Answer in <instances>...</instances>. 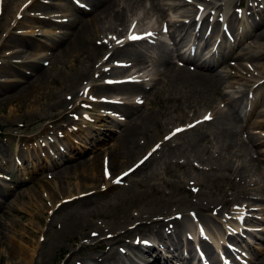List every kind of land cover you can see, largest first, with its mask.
Listing matches in <instances>:
<instances>
[{
  "label": "bare ground",
  "instance_id": "obj_1",
  "mask_svg": "<svg viewBox=\"0 0 264 264\" xmlns=\"http://www.w3.org/2000/svg\"><path fill=\"white\" fill-rule=\"evenodd\" d=\"M43 1L44 0H0V11H2L0 25L1 28H4V33L7 34V38L3 41V44L0 48L4 57L12 56L11 58L21 59V57H19L21 55H17L19 51L17 47H7L8 39L10 40L13 30L22 31V34L20 35L24 36L28 34H34L35 30L38 28V30L42 32L43 36L50 35L48 34V29L41 24V21L25 15L29 9L38 6V3ZM55 1L62 3V0ZM254 1L259 3L260 7L254 8L252 11V21L247 25L246 22L248 19L239 20L236 16H232V14H230L231 8L229 6L226 11L227 15L229 16V24H227V28L228 30H231L230 33L233 36V42L242 41L245 37L252 36V43L259 46V50L246 52L244 49H241L239 54H235L234 46L231 44V42H229L226 37H222L217 48L215 51H213L211 58L208 61L205 60L201 62L197 66L198 69L194 70L193 72H189L184 68L175 67L174 63L171 61L169 53L160 48L159 50L161 51V54L156 60V66L161 67L162 70L161 72L158 70L155 71L153 73V77L154 75L161 77L163 76V80H165L162 81L163 84L170 82L177 87L179 86L182 89H185L184 93H198L202 89H210L215 93H218L219 88L223 85L225 79H234L232 84L235 85L237 81L244 80V76H248V79H253L254 83H256L254 93L258 94L259 92V97L255 98L253 95V98H251L248 96L247 101H245L243 98L246 97L247 94H245V96L243 95L240 97V100H233L232 102L242 105V103L245 101L244 108H248V111L244 114V117L249 120V118L255 114L256 105L259 103L264 105V91L261 92V87L264 86V0ZM241 2L242 0H239L238 4H241ZM83 3H85L84 7L87 8L83 10H86V13L87 15L89 14L90 18L86 19L81 16H75L73 19H71V22L69 25H67V28L64 27L65 31L59 35L51 34V38L53 39L49 46L51 53L46 56H42V58H45L42 61L47 60L52 63L51 65L53 67L60 66L62 68L67 67L69 63H72V65L75 66L79 59L81 57L83 58V65L79 69H75L69 74H65V86L61 88V92L67 91V93H65L64 97H60V94H57L54 98L55 101L49 107L50 111H54L60 107L64 108L63 111H60L56 115L59 120L68 121L72 118L73 112L77 109V107H74L73 101L76 97H78L79 90L77 89V85L79 80L88 75L96 59L101 55L104 49L103 44H97L96 46L94 43L96 40L95 38L99 39L100 33L102 31H108L110 28L106 26V23L102 22L107 20L109 22L112 21L114 26L125 25L127 23L126 17L133 11V7L136 8L138 5H140L141 0H129L125 3H119L117 0H83ZM187 5L188 4L183 2L178 3V5L175 6H168L167 11L170 13H174L175 11L178 12L182 7ZM158 7L160 12L164 10L162 9V6L158 5ZM176 14L172 17H177ZM185 14L186 15L184 16H178L181 17L182 20H178L176 18L171 19L169 21L168 28L171 30L170 34L173 36L174 42L178 41V43H185L183 47L189 46L187 50V57H185V53L183 55H178L180 60L183 61L185 59L186 63L191 64H194L195 60L196 64V58L190 56V51L194 46V42L204 41V44H208V42L213 38V33L218 31V23L214 22L211 25L208 24L210 13H208L202 20H200L199 17L200 21L195 19V16L198 15L197 11L195 10L185 12ZM8 15L9 19H7ZM21 15L22 17L18 19V17ZM72 16L74 15H71V17ZM148 16V12H143V18L139 19V21L148 19ZM185 19L189 20L186 22ZM6 21L8 22V28L5 29ZM99 24H101L100 29L98 28ZM197 25L198 27L196 33L194 34L195 27ZM132 34L143 35L144 37L149 36L148 33L144 31H132L130 34L126 35L128 37ZM153 34H157V30H154ZM94 36L96 37L94 38ZM214 37L218 38L217 35ZM21 39L22 41L28 39L29 42L24 44L25 47H28L32 41L31 36ZM130 42L133 41H125V44L118 48L113 47L114 52L111 56L121 57L122 55H126L128 50L127 47L129 46L128 44H130ZM141 44L145 43L142 42ZM200 54L198 55L200 56ZM110 57H108V59L105 61L106 63L109 62ZM40 58L41 57L38 59H32L30 61H27L28 59L22 60L21 64L24 68H26V70L30 71V74L34 76V79L31 80V83L22 85L15 93H8L10 85L13 84L10 83L11 80L8 78H16V74H14L10 69L0 71V75L2 74L5 76V78H7V80L2 83L3 86L7 87L0 90V95H2L0 104L7 105L18 100L26 102L29 100L32 94L38 93L41 87L49 81L50 73L47 70L42 69L39 61ZM138 58L140 60L144 59L145 52L140 51L138 53ZM229 58L243 59L249 62L257 61V63L252 65L254 67V71L251 70L247 65H244L246 66L245 69H243L245 72H242L240 69L231 64L229 66L225 65L222 67V65H224ZM230 66L232 67L231 70L234 69L237 72L233 73L230 71ZM134 67L135 66L130 63L129 66H125L126 69L124 71L130 72L132 69H134ZM67 69L70 70L71 66H69ZM142 70L143 69H140L137 72ZM20 74L24 76L22 71H20ZM107 74L108 73L103 71L98 75L97 79L105 77ZM147 77L148 76L144 77V79ZM153 77L151 79L149 78V81L145 83L138 84V86L135 85V87L132 89L133 95L135 97L140 95L145 97L147 91L145 89L146 87H144V84L148 86L149 89L154 90L159 83L154 82L152 85H150V83L154 81ZM19 81L20 79L13 82L18 83ZM231 88H233V86H231ZM82 89H84V87ZM110 89H112L111 86H104L101 89L102 94H108ZM66 95H68L69 98H67ZM107 106H109L110 110L113 112L119 113L120 119L111 116H107V118L111 119L112 123L117 127L123 126L122 129L117 132V136L114 140L115 144H113L114 149L111 151L104 150L105 152L107 151V155L105 156H108L107 166L111 167V176H115V174H120L118 173L119 171L117 172L118 174L115 172L116 169L127 163L125 161L122 162V159H133L136 153L138 151L140 152L143 148L137 144V139L139 136L144 137L145 127L147 123L151 121V115L147 114L145 111L138 113V107L134 103L123 106L119 102H108ZM92 110L96 111V107H94ZM122 116L128 120L125 125H122ZM220 116H225V114L215 110V112L212 114V121L207 123H213L210 125L213 128V131L207 136L205 134L198 135V137L203 138L204 140L207 138H216L224 146L223 148H220L216 151L218 153L217 156L211 155L208 160H204L197 151H194V161H190L187 154L180 150L181 146L179 144L172 143L176 140V138L178 140L182 138L183 133L200 129V126L203 122H197L198 118H193L194 122H197L193 127L187 128L183 131H178L176 134H170L168 131L164 133L162 137L159 138V140L144 146V153L148 151L151 152L150 158L152 159L155 158V153L158 151L160 152V150H166L167 153H178V158L183 159L182 162L178 161V168H187L184 176L186 177L187 173L191 171L194 172L195 176L197 175L203 179L202 182H198L195 185L198 190H194L189 186H181L179 190L188 193L187 200L184 198H174L165 195H162L161 197L150 198L148 201H143L141 205L135 206L137 208L136 213L133 215H128L126 220L118 222L115 226L111 227L93 223L91 219L87 218V214H89L91 217L94 215L88 208V199L85 198L91 197L93 195L96 197L100 195L105 196L108 194V192L115 188V185L112 184L113 181H109L108 176H106V167L102 168V161L100 162V167L97 165L100 155L96 154L89 160H80L78 157L81 155V151H76V147L64 148V146L61 145L62 143L58 142L55 145L56 149L54 151L50 142L46 143L44 139L41 141L43 142L42 146L39 145L40 143H38V141L37 143H33L24 149L19 148L18 145H15L16 152H14V160L16 162L17 159V167L22 165V163H26L28 159H31L29 158L31 156H36L35 159H40L41 154L37 155V150L40 153L39 148L41 147L43 150L48 151L46 156L47 159L34 166L32 171L50 169L61 165V167L49 174V176L46 175L45 179H54L55 183H57V186L56 188H51V191L47 192V198L42 199V204L44 207L37 208V211L40 215V217L36 220L37 224L41 227L45 225L47 226V230L43 233L44 239L39 242L40 247L38 250V257L42 254V250L50 244V241L54 240L58 243L60 239H63L68 241L70 248H73L74 246L78 247L77 251L68 254L65 252L62 253L59 245L52 247L50 251L52 256L51 258L57 259L63 264H85V261L83 260L85 257V259L92 261L91 264H188L191 258L195 257L197 253V248L191 241V238L195 239V227H197L196 232L199 231L200 234L205 235L198 237V244L196 245H199V250L201 252L209 256L212 255L213 249L209 242L205 239L207 238L206 235L209 236L208 239H210L218 249H220L221 241L230 242L238 240L240 238V235L238 234V223L243 210H241L240 214L238 215V219L231 220L233 223L232 229L237 230L236 232L233 230L230 231L228 229H224L219 233H212L207 229L210 224V219L202 215L206 212L216 213L219 215L224 206H230V200L227 199V197L220 208L218 207L219 202H217L216 199L205 195L201 191L202 183H206L210 177L208 176L209 172L216 173L218 171L229 170L227 167L226 158L224 155H222V152L228 151L234 146L230 142V138L232 135H235V132H233L231 126H229L226 121L219 119ZM45 119V117H42L41 121ZM28 127L29 125L26 126V128ZM246 128H249L250 130L264 129V109L257 114V119L254 120L252 124H248ZM65 134L68 135V133ZM258 136H262V133L249 132L248 135L249 143L257 148L264 145V139H260ZM198 137H195L193 140H191L189 146H196L197 142L199 141ZM97 139L99 140L101 138L97 136V138L91 137L88 139V144L85 143V145L88 146V150L92 151L95 148L94 142ZM155 147H157V149H155ZM244 148L245 146H243V149ZM63 149L64 151L66 150V152H64ZM1 151L2 146H0V153ZM52 153L54 154V157L50 156ZM258 153L259 156L252 160L255 163H262L264 161V150ZM64 154L70 155V157H65ZM20 155L22 156V163L19 161ZM11 160V156L8 158L0 156V167H2V169L8 173L10 172V169L13 170L16 168L11 163ZM67 161H71V163L65 164ZM5 165L7 168H4ZM99 168L101 175L98 174ZM16 170H18V168ZM85 173H88V175H85ZM11 174L12 172L10 175ZM74 176H78V181H76L77 188L80 186L89 187L88 185H92V191L87 193L78 192V196L71 191L72 193L68 192L67 196H65L61 184L63 182L69 181ZM195 181H198V179H195ZM21 182H23V180L18 177L12 183L13 186L0 185V217L7 215L6 211L21 216L20 220H18L17 223L12 226V228L7 225V227H4L3 224L0 225V244L2 243V239H4L6 232L9 231L8 229H13L19 235V246L14 243H10L8 255L12 258H18L19 261L15 262L14 264H33V262H36L37 259L35 248L36 242L32 241L30 237L21 232L22 227L29 228V226L24 224L23 221L27 217H31L33 214L31 212L17 209V203H15L17 201L29 199V196L25 193V191L21 192L16 189V185ZM98 182H100V184H98ZM251 190L252 189L249 187H244V189L241 191V195H239L237 198H251L257 202L264 201L262 197H251L249 195ZM153 192L161 193V191L158 189H153ZM259 192L262 195L264 194V183L259 189ZM10 195L13 197L12 200L7 199V197ZM191 198H194L195 200H192ZM29 205L34 207V205H37V203H29ZM261 211L264 213V209H261ZM48 217L49 220H47ZM99 218L103 217L101 216ZM191 218L196 221L195 227L190 225L189 227H185L184 220ZM260 221L264 222V218H262ZM262 231L264 232V229H262ZM39 233V231L34 232L35 235ZM137 235L138 238H146L147 244L143 246L137 245L136 247L132 245L130 243V239L132 236L137 237ZM259 239L264 242V239ZM27 242L31 243L30 251L28 250L27 246L22 247V245L26 244ZM120 246H125V248L129 250L134 249L136 251L134 257L129 256L127 253H120ZM247 247L250 249L251 245L247 244ZM63 254H66L67 256L65 261L62 259ZM5 261L6 258L0 254V264H4ZM255 264H264V248L261 258L255 261Z\"/></svg>",
  "mask_w": 264,
  "mask_h": 264
},
{
  "label": "rangeland",
  "instance_id": "obj_2",
  "mask_svg": "<svg viewBox=\"0 0 264 264\" xmlns=\"http://www.w3.org/2000/svg\"><path fill=\"white\" fill-rule=\"evenodd\" d=\"M48 1V0H46ZM129 0H117L119 3H125ZM184 0H141L140 5L136 8H132V12L128 14L126 17L127 23L122 26L113 25V22H109L107 20L102 23H106L107 27H110L108 31H102L100 33L99 39L94 41L95 45L103 44L104 49L101 55L96 59L91 71H89L88 75L81 78L77 85L78 97L80 96L82 88L87 83V87L90 88L91 94L88 98L83 101L80 107L73 112V118L68 121L59 120L56 116L57 113L63 111L64 108L60 107L55 109L54 111H50L49 107L55 101V97L57 94H60V97H64L67 91H62L61 88L65 86L64 79L65 74H69L71 71L75 69H79L83 64V58L81 57L75 66L72 63H69L67 67H53L51 62L42 58V56H46L51 53L49 46L51 41V34L59 35L67 25L71 22L75 16H81L83 18L89 19V14L87 15L86 10L82 8L75 7L73 10V5L71 3L72 0H66L62 3L54 2V0H50L46 3L40 2L38 7L32 8L28 11V15L34 19H38L41 21V24L48 29V36H43L42 32L35 30L34 34L20 36V30H13L10 40L8 39L7 47H15L17 46L22 51L17 55H21V59H15L11 57L1 58L0 62L4 61L3 65H0V71H4L5 69H10L14 74H16V78H8L11 80L10 89L8 93H15L22 85L31 83L34 76L30 74L29 70L23 67L21 61L23 59H28L30 61L32 59L40 58V66L42 69L47 70L50 73V78L47 83H45L38 93L32 94L28 101H13L11 104H0V146H2V151L0 156L8 158L12 157L11 163L16 167L13 170L10 169V172L7 173L0 167V185L1 186H13L12 183L19 177L23 180V182L16 185V189L18 191H25V193L29 196V199L17 201V209L31 212L33 215L31 217H27L23 223L27 224L29 228L22 227L21 232L25 233L30 239L36 242V254L37 259L33 264H63L60 263L57 259H52L51 257V249L55 245H59L62 253L66 254L72 253L78 250L77 246L70 248L68 241L60 239V241H50V244L46 246L42 250V254L38 257V250L40 247L39 242L44 239L43 233L47 230V226H39L36 220L40 217L37 208L44 207L42 204V199L47 198V192L51 191L50 189L57 186L54 179H45L46 175L56 171L60 166H56L54 168L32 171V168L36 166L38 163H41L47 159V150L40 149V153L37 150V155L41 154L40 159H35L36 156H31L26 163H22V156L20 155L19 161L22 163L20 167L16 166V162L14 160V152H16L15 145H18L19 148H26L30 146L32 143H35L36 140L41 141L46 135L52 134V137L56 139L60 138L61 145L64 148H75L76 151H81V155H79V159L89 160L96 154L100 155L98 158L97 165L100 167V162L104 158H108L107 151H111L114 149L115 138L117 136V132L122 129L123 126H116L112 123L111 119L107 118V116H115L120 119L119 113H114L110 110L109 106H106L104 101H117L124 103L123 106L127 104L134 103L138 108V113L141 111H145L147 114L151 115V121L147 123L145 127L144 137L139 136L137 139V144L141 148V151L137 152L133 159L124 158L122 162H127L125 165L116 169V173H120L125 171L128 167H130L133 163H135L138 159L146 154H142L145 151V145L150 144L151 142H155L159 140L160 137L166 132H174L179 126H184L187 123L193 121V118H200L206 111L218 110L225 114V116H220L219 119L222 121H226V123L231 126L235 135H232L230 138V142L234 145L232 149L228 151H223L222 155L225 156L228 171H218L216 173L209 172V179L206 183H202L201 191L219 202V206H222L225 198L230 200L229 205L233 208V211H228L222 216L224 211L218 216H214V213L206 212L203 213L205 217L210 219L209 228L219 230V232L226 227L223 225L224 220H228L231 217L232 213L237 209L245 208V213L243 217L245 218V225L243 226L244 231L242 232V237H240L237 241L243 243L244 245H251V248L245 252V256L243 260L240 262L242 264H255L259 258H261L262 251L264 248V242L259 238L264 239V222L260 220L264 218V213L261 209H264V201L257 202L251 198H242L238 199L237 197L241 195V191L246 188L252 189L249 193L251 197L259 198L262 197L264 199V194L262 195L259 192V189L264 183V161L262 163L253 162L256 157L259 156L258 152L264 150V145L260 147H255L249 143V132H259L262 133L260 139H264V129L260 130H250L246 128L248 124H252L254 120L257 119V114L264 109V105L261 103L257 104L255 107V114L252 115L249 120L244 117V114L247 113L248 108H244V103L247 101L248 96L251 98L253 95L255 98L259 97L258 94H255L256 83H254L253 79H248V76H244V80H239L235 85L232 84L234 79H225L223 85L219 88L218 93H215L210 89H202L198 93H184L185 89L181 87H177L170 82L162 83L163 76L154 75V81L150 83L152 85L154 82H158L159 84L156 86L154 90L149 89L148 86L144 84L146 87L147 94L145 97L133 95L132 89L135 87L132 84L112 87L109 90L108 94H102L101 89L104 87L105 80L107 78L97 79V76L101 71H108L116 65L119 61H131L135 65L136 70L143 69V75H152L155 71L162 70L161 67L156 66V60L158 56L161 54L159 50L162 48L164 51H172V58L174 60V65L179 66L177 63L182 64L183 68L192 70L194 67L191 64H187L181 62L179 58H177V54H179L180 49L182 48V44L178 43V45L173 44V40L171 35L168 36L167 41L169 45L161 44L159 42H155V40L150 39L147 44H131L127 47L126 55H122L121 57L111 56L109 62L104 63L105 60L112 55L113 46L120 44V40L117 37H124L126 27L129 25V21L133 18L142 19L143 12H148V19H143L139 21L140 26H138L141 30L146 28L147 23L150 18H152L153 24H158L160 28V32L164 34V30L168 26L170 16V12L167 11L168 6L178 5V3H182ZM201 1H194V5H188L182 7L179 12H188L192 10H196V4ZM212 5L216 4V0H211ZM238 0H232L231 3V11L237 6ZM230 2V0H228ZM227 1L223 2L222 5H227ZM61 4L58 7H55V4ZM118 3V4H119ZM253 4V0L250 2ZM53 5V6H51ZM158 5L162 6L164 9L160 12ZM120 6V4H119ZM211 8V7H210ZM209 10L211 11V9ZM84 12V13H83ZM191 14V13H190ZM71 15H74L71 17ZM93 15V14H92ZM180 16L178 13L176 14ZM2 16V15H1ZM71 17V18H70ZM181 19V17H179ZM9 19V15L8 18ZM68 19L67 23H64ZM249 23L252 21V17L249 18ZM188 20V19H187ZM107 21V22H106ZM1 23V22H0ZM8 22L6 21L7 27ZM111 24V25H109ZM101 24H99L98 28L100 29ZM239 26V25H237ZM65 27V28H64ZM162 28H164L162 32ZM260 30V29H259ZM258 30V31H259ZM4 28H1L0 25V44L3 43V40L6 38V34H4ZM101 31V30H100ZM115 32V33H113ZM170 32V31H169ZM31 36L32 41L28 47H25L24 44L28 43V39L22 41L21 38H27ZM20 39V40H19ZM253 37H245L242 41L233 42L231 39L229 40L234 46L235 54H239L241 49H244L246 52H251L254 50H259V46L254 45L252 43ZM114 41V42H113ZM216 41V38H212L208 44L201 43L200 52L204 54L200 56V59H210L212 46ZM199 43V42H198ZM116 47V46H115ZM140 51L145 52V58L140 60L138 58V53ZM167 51V52H168ZM198 51V52H199ZM1 56V55H0ZM139 59V60H138ZM111 61H117L114 63H110ZM20 62V63H19ZM122 62V63H123ZM104 63V64H103ZM257 61L249 62L243 59H227L225 65H233L236 68L240 69L242 72H245L244 65H247L251 70L254 71V67ZM71 66V69L67 68ZM180 67V66H179ZM233 73L237 72L236 70H231ZM247 69V68H246ZM20 71L24 73V76L20 74ZM114 72V73H113ZM113 73L111 76H120L127 77V74H124L123 71H117L115 68L108 72V74ZM258 73V72H257ZM108 76V75H107ZM109 76V77H111ZM150 78V76H149ZM20 79L18 83H14L13 81ZM7 80L4 75H0V90L6 88L7 86H3V82ZM138 86V85H137ZM233 86V88H231ZM261 92L264 91V86L261 87ZM132 92V93H131ZM63 94V95H62ZM244 103L235 104L232 101L240 100L241 96H245ZM261 94V93H260ZM2 95H0L1 101ZM42 97V98H41ZM69 98L68 95H66ZM75 98L73 101L74 107H77L75 104ZM251 100V99H250ZM94 103H104L105 105L97 106ZM94 105V106H93ZM96 107V111H89L85 116V120L81 122L80 115L84 114V110L88 107L92 109ZM191 107V108H189ZM102 115V116H101ZM45 117V120L41 121V118ZM243 118V119H242ZM122 125H125L128 121L127 118L121 117ZM53 121V122H51ZM210 124H203L200 126V129L194 130L192 132L183 133V137L179 140H176L172 143L179 144L181 146V151L186 153L190 161L193 160V154L197 151L198 154L204 160H208L211 155L217 156L216 152L218 149L223 148L224 146L220 143L216 138H207L204 140L203 138L198 137L199 134L209 135L213 128ZM29 125L28 128L26 126ZM73 127L78 128L76 132H70ZM65 132L69 133L70 137L61 138V136L65 135ZM32 136H35V140H32ZM97 136L101 139L95 140V148L91 151L88 150V139L91 137L97 138ZM31 137V138H30ZM195 137H198L199 141L196 146H189L191 140ZM212 137V136H210ZM214 137V136H213ZM52 140V138H51ZM93 140V139H92ZM91 140V141H92ZM217 144H215L214 142ZM243 146L245 148L243 149ZM64 150V149H63ZM104 150H107L106 152ZM195 151V152H194ZM66 152V150L64 151ZM65 157H70V155L64 154ZM264 158V156H263ZM253 159V160H252ZM107 160V159H105ZM104 161V160H103ZM178 161L182 162V158H178V153H167L166 150H160L155 156V158H150L147 160L139 169L131 173L126 180H123L124 183L122 185L115 186L113 190L108 192L105 196L95 195L91 197H87L88 199V208L91 213L94 215L91 217L87 214V218L91 219L93 223L106 225L108 227L115 226L118 222H122L126 220L128 215H133L136 213L137 208L135 206H139L143 203V201H148L150 198L161 197L162 195L174 198H184L187 200L188 193L184 191H180L179 188L181 186H189L194 190H198L195 186L196 183L202 182L203 179L201 177L195 176L194 172H188L185 177L184 174L187 168L180 169L178 168ZM71 161H67L65 164H70ZM103 164V162H102ZM2 166V165H1ZM244 167V168H243ZM4 168H7L5 165ZM18 168V170H16ZM243 168V169H242ZM12 174L10 175V173ZM98 174L101 175V171L99 168ZM88 175V173H85ZM78 176H74L69 181L63 182L61 187H63V192L65 196H67L68 192H74L77 195L78 192L87 193L92 191V185H88L89 187L80 186L76 187V181ZM11 181H10V180ZM193 179V180H192ZM198 179V181H195ZM100 184V182H98ZM195 186V187H194ZM259 188V189H258ZM153 189H158L161 193L153 192ZM255 189V190H253ZM70 190V191H69ZM258 190V191H257ZM71 192V193H72ZM78 196V195H77ZM8 200H12L13 197L10 195L7 197ZM195 200L194 198H191ZM34 202L37 205L31 207L29 205ZM227 208V206H224ZM7 215L0 217V225L3 224L4 227L14 226L18 220H20V215L12 214L6 211ZM103 218H99V217ZM222 217V218H221ZM49 220V217L47 218ZM191 223V220H184L185 227ZM7 225V226H6ZM6 232L4 239H2V243L0 244V254L6 258L4 264H14L18 262V258H12L8 255L9 244L14 243L19 246V235L12 229H8ZM35 231H39V234H34ZM256 234V235H255ZM255 235V236H254ZM138 236V235H137ZM132 236L130 239V243L133 244L134 239ZM259 237V238H257ZM243 246L242 244H239ZM28 247V250H31V243L27 242L22 245V247ZM120 249L126 250L124 246L119 247ZM67 251V252H66ZM136 253L134 249L130 250V254L133 255ZM66 254H63V261L66 259ZM76 254V253H73ZM86 258V257H85ZM83 259L86 264H89L91 261L89 259Z\"/></svg>",
  "mask_w": 264,
  "mask_h": 264
},
{
  "label": "snow or ice",
  "instance_id": "obj_3",
  "mask_svg": "<svg viewBox=\"0 0 264 264\" xmlns=\"http://www.w3.org/2000/svg\"><path fill=\"white\" fill-rule=\"evenodd\" d=\"M149 35H151V34L149 33ZM145 38L146 37H141L138 35H129V37H128L129 41H138V40L145 39ZM85 94H87V93H85ZM209 118L210 117H205V119H209ZM177 131H180V130H177ZM157 147H159V146H157ZM154 151H155V149H154ZM145 159H147V157ZM141 163H143V161H141ZM107 175H108V173L106 172V176ZM124 175H128V173H125ZM115 182L120 183L121 179H116Z\"/></svg>",
  "mask_w": 264,
  "mask_h": 264
}]
</instances>
